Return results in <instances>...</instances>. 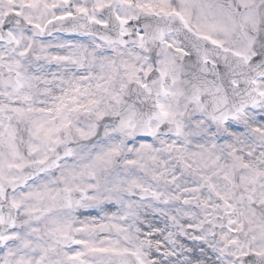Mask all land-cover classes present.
I'll return each mask as SVG.
<instances>
[{
	"label": "snow or ice",
	"instance_id": "6c2138e0",
	"mask_svg": "<svg viewBox=\"0 0 264 264\" xmlns=\"http://www.w3.org/2000/svg\"><path fill=\"white\" fill-rule=\"evenodd\" d=\"M0 264H264V0H0Z\"/></svg>",
	"mask_w": 264,
	"mask_h": 264
}]
</instances>
